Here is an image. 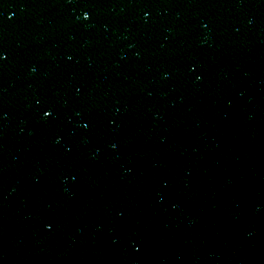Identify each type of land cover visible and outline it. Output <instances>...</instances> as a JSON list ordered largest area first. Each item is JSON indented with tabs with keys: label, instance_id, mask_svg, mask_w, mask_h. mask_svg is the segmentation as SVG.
<instances>
[{
	"label": "water",
	"instance_id": "obj_1",
	"mask_svg": "<svg viewBox=\"0 0 264 264\" xmlns=\"http://www.w3.org/2000/svg\"><path fill=\"white\" fill-rule=\"evenodd\" d=\"M0 264H264V0H0Z\"/></svg>",
	"mask_w": 264,
	"mask_h": 264
}]
</instances>
